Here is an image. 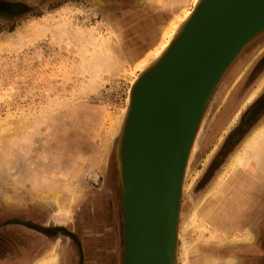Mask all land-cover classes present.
<instances>
[{"label":"rangeland","instance_id":"374dc122","mask_svg":"<svg viewBox=\"0 0 264 264\" xmlns=\"http://www.w3.org/2000/svg\"><path fill=\"white\" fill-rule=\"evenodd\" d=\"M193 4V0H0V264H32L20 259L24 233H30L26 222L46 223L44 230L58 225V238L48 240L51 244L35 262L49 264L46 255L57 250L58 261L52 264H60L58 247L68 234L65 225L90 193L108 183L121 198L114 134L128 104V89L142 71L140 61L156 45L159 52L171 23ZM263 77L264 33L242 50L214 90L197 127L181 198L182 222L204 199L209 206L204 217L215 216L211 228L224 237L211 239L206 233L208 238H199L197 231L181 230L178 264H185L181 256L185 250L187 264L229 260L264 264V191L244 226L238 215L249 196L240 188L248 184L240 183L232 197L227 195L234 199L232 210L218 207L209 195L232 155L264 122L262 112L235 135L231 131L263 86L224 133L237 102L232 106V95L240 88L239 107ZM252 178L258 181V176ZM119 223L122 264L123 220ZM245 228L253 234L250 240L235 238L243 236ZM35 252L33 256L41 253Z\"/></svg>","mask_w":264,"mask_h":264},{"label":"water","instance_id":"95a60500","mask_svg":"<svg viewBox=\"0 0 264 264\" xmlns=\"http://www.w3.org/2000/svg\"><path fill=\"white\" fill-rule=\"evenodd\" d=\"M262 33L264 0H203L164 55L130 84L135 97L115 144L122 264H174L180 184L197 127L226 71Z\"/></svg>","mask_w":264,"mask_h":264},{"label":"bare ground","instance_id":"6f19581e","mask_svg":"<svg viewBox=\"0 0 264 264\" xmlns=\"http://www.w3.org/2000/svg\"><path fill=\"white\" fill-rule=\"evenodd\" d=\"M202 2H203V0H193V3H194L193 9L187 10L186 12H184V14L179 19H176V21L174 23H171V25L169 26V30L166 34V38L164 39L166 41L160 43L161 48H159V50L157 49L159 52L155 51L156 50L155 47L157 46L156 45L153 48V50H151L148 53V55L143 60L140 61L138 66L141 67V69H142L141 72L145 71L148 67L152 66L154 63H156L164 55L166 50L169 48L170 44L175 40L176 34L178 33L179 29H181L182 27H184V25H186L188 23L192 14L194 13V11H196L199 8V6ZM156 52H157V54H156ZM155 54H156V56H154ZM114 62L116 63V60ZM240 76L241 75H239L237 77V79ZM133 84H134V81H133L132 85ZM263 86H264V77L253 88H251L250 91H248V93L243 98L239 107H237V108H235V110H233L232 115L230 116L228 122L226 123V125L223 129L224 133H226V131L229 130L228 129L229 125H231L234 120L236 121V119H238L237 117L240 115L242 108H244V106H246V104L248 102H250L254 99V97L257 95L258 92H260V90L263 88ZM133 89H134V87L130 89L128 104H127L126 110H124L122 117L119 118L120 120L118 119L120 127H121L122 123L124 122L126 112L132 106V102H133V99L135 97L133 94V92H134ZM203 114H204V112H203ZM202 118H201V120H202ZM197 131H198V128H197L196 133L194 135L192 145L190 147V150H189V153H188V156L186 159V163H185V166L183 168L182 180H181V184H180L181 189H182V194L186 188L185 179H186V176L188 173L189 162H190V159L192 157V153H194V150L196 149V145H197L195 142ZM117 133H118V131H116L114 135H116ZM221 139H222V136H221L220 140ZM247 170L251 171V175H249L250 173L248 175L246 174ZM252 174L254 177L258 176V181L252 178L253 177ZM218 175H219L218 180H216L215 185L212 187V189L209 193L210 196L212 194L213 198L216 199L218 207L229 206L228 208H230V206L234 204V199L231 198L232 197L231 195L235 192L236 189H238L237 185L242 183L244 186H246V184H248L244 189L240 188L241 192H244L249 196L248 199L247 200L245 199L246 201H243L242 205L240 206V211H239V215H238V221L244 226V224L247 220L246 218L250 219L257 203L262 198L260 193H262L264 191V122L261 123L260 125H258L257 127H255V129H253V131L249 134V136H247L246 140L243 142V144L240 146V148L232 155L231 159L228 161V163L226 164V167L223 169V171ZM246 179H247V181L250 179V181L247 182ZM228 194L231 197L227 199ZM208 207L209 206H207V203H205V200L203 199L194 208L193 212L189 215L188 221H185V222L181 221L182 212H183L182 211L183 207H182L178 213L179 217H178V222H177V229L175 231V239H177V240L179 239L181 230L184 233L187 232L188 230L197 231V232H199V236H198L199 238H204L206 236V233H209V238H211V239L219 237L218 231L216 232L211 228V225L213 224V222L214 223L216 222L215 216L214 217L211 215L209 216V214H210L209 213L207 217H204V212L206 211V209ZM199 214H202V215L199 216ZM205 215H206V213H205ZM215 215L217 216L218 214H215ZM246 228H248V227H246ZM246 228L243 231L244 232L243 236H236L235 238H240V239L244 238L245 240H250L249 236L252 237L253 234L249 231V229H246ZM221 237H224V236H221ZM221 237H219V238H221ZM240 239H239V241H240ZM235 240H237V239H235ZM181 256H183L182 262H185V264H187L188 263V251L185 250L184 255H181ZM46 257H48V259L50 260L49 264L56 263L58 261L57 250H54L53 253L46 255ZM34 264H44V263L37 260ZM174 264H178V244H177V248H176V257L174 259ZM229 264H232V260H231V262L229 260Z\"/></svg>","mask_w":264,"mask_h":264},{"label":"flooded vegetation","instance_id":"af4514ba","mask_svg":"<svg viewBox=\"0 0 264 264\" xmlns=\"http://www.w3.org/2000/svg\"><path fill=\"white\" fill-rule=\"evenodd\" d=\"M263 72V71H262ZM261 72V73H262ZM260 73V74H261ZM240 88L236 89L232 98L236 104L232 109L237 108L240 99ZM261 94L242 111L237 121L240 124L233 126V135L238 133L245 125L252 121L258 114L264 112V88ZM239 98V99H238ZM254 122V121H253ZM230 131V132H231ZM109 182V181H108ZM99 190H93L74 214L71 223H66L65 229L68 234L61 236L59 243L60 264H119L120 263V236L119 226L123 219L120 206V196L113 192L107 183ZM46 223L26 222L25 227L39 232V228ZM50 230L58 227L48 225ZM41 235V233L39 234ZM44 235V234H43ZM59 235L57 230L55 236L44 235V239L56 241ZM123 261V259H122Z\"/></svg>","mask_w":264,"mask_h":264},{"label":"crops","instance_id":"0c3cea01","mask_svg":"<svg viewBox=\"0 0 264 264\" xmlns=\"http://www.w3.org/2000/svg\"><path fill=\"white\" fill-rule=\"evenodd\" d=\"M25 226V225H24ZM26 228V227H24ZM27 229V228H26ZM26 231L30 232L29 234H25L24 233V243H23V247H22V259L23 261H27L29 260L32 264H34L35 262V259L38 258L39 256H42L45 251L47 250V248L49 247V241L47 243V241H45V239H43L44 237L43 236H40L39 233H37V235H34L33 234V230L31 229H27ZM40 231V230H39ZM42 233V232H41ZM27 236H28V242H25L27 241ZM43 237V238H42ZM42 239V241L40 240ZM45 242V243H44ZM51 244V243H50ZM47 245V246H46ZM36 251V252H35ZM33 252H35V254L37 252H41V253H38L36 254L35 256H33ZM19 254V253H18ZM33 254V255H32ZM33 256V257H32Z\"/></svg>","mask_w":264,"mask_h":264}]
</instances>
